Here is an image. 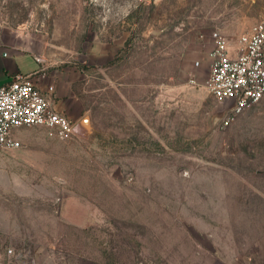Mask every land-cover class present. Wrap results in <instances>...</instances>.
<instances>
[{
  "label": "rangeland",
  "instance_id": "1",
  "mask_svg": "<svg viewBox=\"0 0 264 264\" xmlns=\"http://www.w3.org/2000/svg\"><path fill=\"white\" fill-rule=\"evenodd\" d=\"M262 17L264 0H0V37L77 72L86 109L71 139L29 127L0 150V253L264 264V99L228 121L232 103L201 84L213 34ZM74 200L94 224L66 219Z\"/></svg>",
  "mask_w": 264,
  "mask_h": 264
},
{
  "label": "built area",
  "instance_id": "2",
  "mask_svg": "<svg viewBox=\"0 0 264 264\" xmlns=\"http://www.w3.org/2000/svg\"><path fill=\"white\" fill-rule=\"evenodd\" d=\"M213 41L209 69L201 84L217 98L232 101L226 115L229 121L264 99V17L234 39L215 32ZM190 82L200 84L194 75ZM29 127L44 128L59 140L75 134L74 123L37 86L35 73H18L0 85V150L20 147L18 131ZM0 264L38 262L28 250L9 247L0 253Z\"/></svg>",
  "mask_w": 264,
  "mask_h": 264
},
{
  "label": "crops",
  "instance_id": "3",
  "mask_svg": "<svg viewBox=\"0 0 264 264\" xmlns=\"http://www.w3.org/2000/svg\"><path fill=\"white\" fill-rule=\"evenodd\" d=\"M9 35V38L0 37V85L12 80L18 73H35L37 86L51 96L55 108L65 113L74 124L79 123L86 115V109L75 87L77 72L51 68L35 53L22 49L15 34ZM62 212L69 222L84 226L94 224L97 213L89 205L75 204V200L63 204ZM79 264L103 263L85 258Z\"/></svg>",
  "mask_w": 264,
  "mask_h": 264
},
{
  "label": "water",
  "instance_id": "4",
  "mask_svg": "<svg viewBox=\"0 0 264 264\" xmlns=\"http://www.w3.org/2000/svg\"><path fill=\"white\" fill-rule=\"evenodd\" d=\"M83 119H84V118H83ZM83 119H82L79 123L74 124V132H75V133L78 132L79 129L81 128V125H82V121H83Z\"/></svg>",
  "mask_w": 264,
  "mask_h": 264
}]
</instances>
